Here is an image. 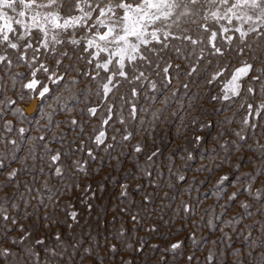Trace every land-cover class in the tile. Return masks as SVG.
Wrapping results in <instances>:
<instances>
[{"label": "snow or ice", "instance_id": "6c2138e0", "mask_svg": "<svg viewBox=\"0 0 264 264\" xmlns=\"http://www.w3.org/2000/svg\"><path fill=\"white\" fill-rule=\"evenodd\" d=\"M0 264H264V0H0Z\"/></svg>", "mask_w": 264, "mask_h": 264}]
</instances>
